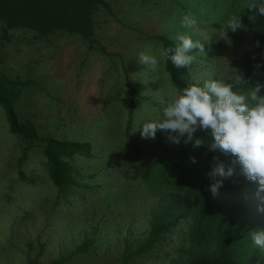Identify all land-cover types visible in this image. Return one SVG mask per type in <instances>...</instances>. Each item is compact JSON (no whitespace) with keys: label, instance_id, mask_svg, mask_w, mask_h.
Segmentation results:
<instances>
[{"label":"trees","instance_id":"1","mask_svg":"<svg viewBox=\"0 0 264 264\" xmlns=\"http://www.w3.org/2000/svg\"><path fill=\"white\" fill-rule=\"evenodd\" d=\"M102 8L111 12L106 0H0V41L10 42L12 32L24 30L35 38L72 34L94 43L96 15ZM241 24L249 25L252 46L233 59L226 83L244 94L259 85L258 95L264 96V17L247 7ZM146 41L148 46L174 45L165 36H149ZM133 53V64H128L131 72L125 67L129 59L112 54L108 68L116 71L105 73L115 78L103 104L113 91L123 102L120 140L126 147L109 150L108 156L97 149L90 130L86 140L59 138L55 133L60 125L20 121L15 105L34 80L12 79L0 72V106L9 131L29 144L19 162H24L31 151L42 155L47 175L56 188V206L64 200L72 212L82 207L86 220L98 215L106 219L117 198L132 195V212L120 221L127 231L121 264L144 259L176 231L184 235V240L180 248L165 256L168 264H264V249L252 240L253 231L264 230V211L258 210L264 208V192H258L257 184L244 177L233 156L209 151L210 130L197 127L194 138L203 141L198 147L185 143L184 138L173 144L161 132L155 139L144 138L136 130L141 120L160 118L161 110L180 89L192 83L202 86L206 78L198 79L197 75L214 73L212 65L218 51L195 55L187 67L177 68L170 60L162 61L159 81L163 86L153 87L137 82V50ZM256 102L249 99L250 105ZM152 153L159 157L155 159ZM214 157L234 169L233 176L225 179L215 194L210 191L213 181L207 175ZM18 176L21 183L32 184L34 180L23 169L18 170ZM115 220L118 222L119 217ZM130 234L135 235L133 242ZM88 244L85 239L49 264H67L74 256L87 252Z\"/></svg>","mask_w":264,"mask_h":264},{"label":"rangeland","instance_id":"2","mask_svg":"<svg viewBox=\"0 0 264 264\" xmlns=\"http://www.w3.org/2000/svg\"><path fill=\"white\" fill-rule=\"evenodd\" d=\"M106 1L111 12L102 8L96 15L94 43L72 34L35 38L24 30L12 32L10 42L0 41V72L12 79L34 80L15 105L19 120L40 126L60 125L55 133L59 138L86 140L90 130L103 156H108L109 150L126 149L120 140L123 102L113 91L103 104L115 78L105 76L115 70L108 68L112 54L129 59L125 67L130 69L134 50H148L149 36H165L174 42L175 35L185 31L179 21L186 12L194 14L200 27L213 37L206 41L205 54L212 49L218 51L212 65L214 73L205 72L197 75L198 79L213 76L226 82L231 77L229 65L233 59L252 46L248 24L229 31L230 42L215 39L216 31L222 30L230 17L242 20L249 0ZM198 51L194 48L191 53L204 55ZM138 66L139 72L145 68L139 62ZM160 68L149 81L138 72L137 82L148 87L163 86ZM28 146L9 131L0 106V264H49L85 239L88 251L67 264H121L127 231L120 221L132 212L133 196L117 198L106 219L98 215L86 220L82 207L72 212L64 200L56 206V188L47 175L42 155L31 151L24 162H19ZM19 169L34 179L32 184L19 182ZM130 235L133 242L135 235ZM183 240L184 235L176 231L135 264H168L165 256L180 248Z\"/></svg>","mask_w":264,"mask_h":264},{"label":"clouds","instance_id":"3","mask_svg":"<svg viewBox=\"0 0 264 264\" xmlns=\"http://www.w3.org/2000/svg\"><path fill=\"white\" fill-rule=\"evenodd\" d=\"M256 13L264 17V0H252L248 5ZM180 26L184 32H178L174 45L162 47L149 45L148 50L137 53L138 62L145 66L142 73L146 80H152L159 71L162 61L170 60L179 67L192 65L198 49L205 55L206 41L213 39L200 27L196 16L186 12L180 17ZM242 27L238 16L230 17L222 30H217L215 39L230 42L228 32H235ZM194 37H198L194 39ZM154 49V50H153ZM256 67H261L257 64ZM248 94L234 90L231 83L209 77L203 85L192 83L180 89L161 110L160 118L141 120L136 128L144 138L155 139L156 133L166 135L169 142H184L201 146L203 141L194 138L197 127L210 130L209 151H219L233 156L244 177L257 184L258 192H264V96L258 95L260 86L252 87ZM249 99L257 101L250 105ZM210 166L208 177L213 181L210 191L215 194L223 185V181L234 174L231 166H226L217 157ZM195 163V158H192ZM264 211V208L258 209ZM253 243L264 249V230L253 231Z\"/></svg>","mask_w":264,"mask_h":264}]
</instances>
